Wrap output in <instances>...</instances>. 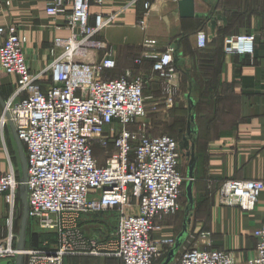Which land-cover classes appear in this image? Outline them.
<instances>
[{
    "label": "built area",
    "instance_id": "obj_1",
    "mask_svg": "<svg viewBox=\"0 0 264 264\" xmlns=\"http://www.w3.org/2000/svg\"><path fill=\"white\" fill-rule=\"evenodd\" d=\"M46 13L68 23L66 38L54 46L64 51L40 72H33L24 52L25 39L15 25L0 27V73L14 77L11 95L3 101L0 136L10 124L24 149L26 174L20 181L7 155V170L0 173V212L10 213L6 234L0 221V262L23 256L24 264H64L70 256L116 258L121 264H152L174 246L172 238L152 239L160 215L174 213L183 184L179 172L183 156L179 143L166 134L149 136L136 129L145 115L143 76L145 60L153 61L159 79L176 71L174 50L157 49L145 39L142 53L134 59V71L108 78L116 69L109 53L94 63L75 59L80 50L104 51L107 45L96 35L113 26L119 13L97 14L90 23L91 0H43ZM178 1V0H176ZM128 8V4L122 11ZM154 10L143 5L138 27ZM197 48L204 49L206 35L197 34ZM158 51L160 53H158ZM226 53H253V37L231 36L224 41ZM3 147H5L2 141ZM99 150L102 162L95 156ZM20 190L26 192V217L46 232H54L55 244L41 248L13 249L12 212ZM264 183L259 180L225 181L217 199L222 207L254 209ZM120 214L115 229L102 239L83 233L86 215ZM255 251L247 264H264V221L253 232ZM178 264H233L222 249L183 248Z\"/></svg>",
    "mask_w": 264,
    "mask_h": 264
},
{
    "label": "crops",
    "instance_id": "obj_2",
    "mask_svg": "<svg viewBox=\"0 0 264 264\" xmlns=\"http://www.w3.org/2000/svg\"><path fill=\"white\" fill-rule=\"evenodd\" d=\"M178 1L91 0V24L97 14L119 13V17L115 26L97 39L105 41L110 46L109 51H81L75 59L94 63L110 53L117 64L112 72L116 71L119 75L115 78H118L126 71H134V63L131 67L123 62L132 59L128 51L131 48L139 51L137 55L142 53L145 39L156 40L159 51L173 48L177 69L173 79L175 91L179 100L180 95L185 97L190 111L186 132L181 134L178 143L182 137H187L190 145L187 153L193 147L192 200L187 198L185 184L187 206L184 214L182 217H157L155 222L159 229L152 232V239L176 241L185 226L184 241L167 264H177L179 253L191 235H194L193 247L222 249L231 255L233 264H247L255 251L253 232L264 221V190L250 212L220 206L217 194L220 186L229 180L264 183V0H194L198 16L190 19L180 18ZM145 2H151L154 10L145 20L146 28L142 29L136 21L142 18ZM127 4L128 8L122 11ZM10 25H15L19 37L25 39L24 52L33 72L43 71L60 55L54 46L55 38L68 36L64 28L68 23L62 17L49 16L43 0H0V27ZM200 32L206 35L204 49L197 48L196 36ZM239 35L253 37L252 54L224 51L225 39ZM147 62L151 65L153 61ZM14 80L0 73V113L3 101L13 91ZM150 88L153 90L152 86ZM142 119L134 129L145 126L139 124ZM15 145L19 149L16 142ZM22 153L24 157L23 148ZM187 156V159L182 157L187 161L188 180ZM5 171L6 167L0 163V173ZM18 179H25L23 172ZM117 213L107 214L116 216ZM93 226L94 221H83L85 236L97 235L102 239L105 229L95 230ZM73 258L100 260L87 264H121L118 259L107 257L70 256L65 259ZM165 260L166 255L152 264H164Z\"/></svg>",
    "mask_w": 264,
    "mask_h": 264
},
{
    "label": "rangeland",
    "instance_id": "obj_3",
    "mask_svg": "<svg viewBox=\"0 0 264 264\" xmlns=\"http://www.w3.org/2000/svg\"><path fill=\"white\" fill-rule=\"evenodd\" d=\"M115 26V25H113ZM113 26H107L104 28L100 33L96 35V39L101 37V34L113 27ZM64 27H66L64 25ZM66 38V37H61ZM105 42V41H104ZM106 43V42H105ZM107 49L109 51L110 46L106 43ZM58 51L61 53L64 51V46L59 45ZM84 51L80 50L79 52ZM92 51V50H88ZM132 59H127L125 62H123L124 65H131L133 66V61L136 59L139 55V51L135 48H131V50H128ZM127 51V52H128ZM138 52V53H137ZM78 52H76L77 54ZM128 53V54H129ZM137 53V54H136ZM75 54V55H76ZM89 54V52H88ZM134 55H137V57L134 58ZM146 61V62H145ZM142 67L139 68L138 73H140L143 76V79L145 81L144 86V103H145V115L141 118L143 122H139L140 125L142 123L145 125V133L147 135L152 134H166L174 138L177 142L180 139L181 134H184L186 132L185 126L187 125V122L189 120V109H187V104L185 101V97L183 95H180L177 97L178 93L175 91L174 82L173 79L176 75L175 71L171 77L165 78V79H159L154 73H153V62L150 65L147 60H145ZM86 62H89L86 60ZM176 67V65H175ZM177 70V69H176ZM119 74L115 72H109L106 73V77L115 78ZM153 87V90H151L150 87ZM9 94L5 100L10 96ZM197 113V112H196ZM198 114V113H197ZM140 118V119H141ZM197 119L199 120L198 116ZM2 141L4 142L5 147L3 148ZM15 138L11 132V130L8 128L4 130L3 140L0 136V163L6 167V157L9 156V161L12 164L13 168L15 169L17 175L22 174L23 169V158L20 152H22V148L19 147V149L16 148L15 145ZM6 152V157H5ZM103 155L99 150L95 151V156L97 159L102 162V156ZM183 156L187 159V152L183 151ZM184 157L180 160L179 165V172L183 179V184L181 187V194L178 199V208L177 210L169 215H166V218H172L184 214L185 208L187 206V201L184 194V186L187 182V176H186V169H187V161L184 159ZM24 193V190H20L17 200H16V206L14 211L12 212V234H13V249L15 250H28V249H36L41 248L44 242H48L51 245L55 244L56 240L54 237V232H46L45 230L40 229L34 222L31 220H26L23 218L24 215V207L23 203L21 201V195ZM10 213L7 212V210H2L0 212V221L1 224L4 227V235L6 234L8 228L6 229V220L9 217ZM116 216H112L111 214L103 213L101 215H86L83 220L84 221H94L93 228L95 230H101L105 229L104 233L108 234L111 233L118 222V219L120 217V214H114ZM21 231H23V237L21 235ZM21 235V236H20ZM194 239V235H191L189 237L188 242L183 246V248H190L193 247L192 241ZM20 240V241H19ZM182 251V250H181ZM180 251V252H181ZM165 256L161 257L160 259H163ZM157 259V260H160ZM179 259V257H178ZM178 259L176 260V263L178 264ZM100 260L96 259H87V258H73V259H65L64 264H80L87 262H98ZM25 259L23 256H18L15 260H12V263L10 264H24Z\"/></svg>",
    "mask_w": 264,
    "mask_h": 264
},
{
    "label": "water",
    "instance_id": "obj_4",
    "mask_svg": "<svg viewBox=\"0 0 264 264\" xmlns=\"http://www.w3.org/2000/svg\"><path fill=\"white\" fill-rule=\"evenodd\" d=\"M178 11H179L180 18H183V19H190V18H194V17L198 16L195 13V2H194V0H179L178 1ZM2 106H3V103H2ZM193 119H194V116L192 115L191 120H193ZM9 126H10V130H11V132L15 138V141L18 145V148L21 147L20 141L18 140V138H17V136H16V134L12 128V125L10 124ZM179 148L181 151L188 152V150L190 149V145H189L187 137H182L181 142H179ZM20 153H21L22 158H23L22 172H23V176H25V174H26L25 159L23 157V153L22 152H20ZM187 155H189V165H188V180L186 183L185 191H186L187 198L189 199V201H191L192 200V185H193V170H194V161H195L193 147H191V151L189 153H187ZM21 201H22L23 207H24L23 218H25L26 217V192L25 191L21 195ZM22 234H23V231H21V235ZM185 234L186 233H185V226H184L183 232L177 237L174 246L166 254V260H165L164 264H167L170 261H172L173 257L175 256L176 251L179 249V247L182 245V243L184 241ZM22 237H23V235H22ZM0 264H10V262L9 261H3V262H0Z\"/></svg>",
    "mask_w": 264,
    "mask_h": 264
}]
</instances>
